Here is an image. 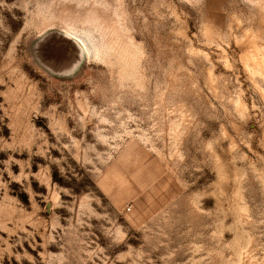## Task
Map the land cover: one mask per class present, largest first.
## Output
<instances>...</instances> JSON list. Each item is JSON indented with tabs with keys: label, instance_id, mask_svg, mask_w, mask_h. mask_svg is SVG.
Returning a JSON list of instances; mask_svg holds the SVG:
<instances>
[{
	"label": "rangeland",
	"instance_id": "rangeland-1",
	"mask_svg": "<svg viewBox=\"0 0 264 264\" xmlns=\"http://www.w3.org/2000/svg\"><path fill=\"white\" fill-rule=\"evenodd\" d=\"M0 264H264V0H0Z\"/></svg>",
	"mask_w": 264,
	"mask_h": 264
}]
</instances>
